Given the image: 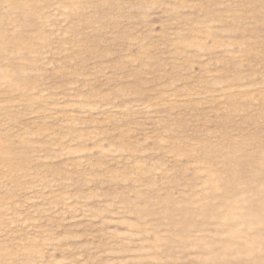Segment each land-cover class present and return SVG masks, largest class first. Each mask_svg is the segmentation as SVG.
<instances>
[{"label": "rangeland", "instance_id": "1", "mask_svg": "<svg viewBox=\"0 0 264 264\" xmlns=\"http://www.w3.org/2000/svg\"><path fill=\"white\" fill-rule=\"evenodd\" d=\"M0 264H264V0H0Z\"/></svg>", "mask_w": 264, "mask_h": 264}]
</instances>
